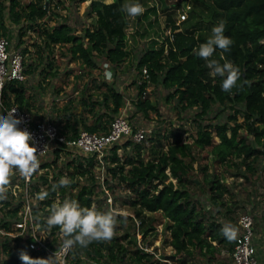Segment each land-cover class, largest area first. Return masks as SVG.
Instances as JSON below:
<instances>
[{
  "label": "trees",
  "instance_id": "1",
  "mask_svg": "<svg viewBox=\"0 0 264 264\" xmlns=\"http://www.w3.org/2000/svg\"><path fill=\"white\" fill-rule=\"evenodd\" d=\"M187 1L190 4L187 11L189 16L179 25L175 24L176 17L170 11L171 6L163 5L162 10L166 14L162 27L153 5L143 4L144 13L130 18L121 11L125 0H114L108 4L92 0L86 14L96 15L95 24L78 32L60 13L58 6L51 5L53 0H26L25 3L22 0H0V34L9 38V25L6 22L9 19L11 25L17 26L16 49L23 55L30 56L26 42L21 40L27 31L36 32L42 39L41 47L47 48L46 59L35 62L30 56V61L23 63L24 80L5 83L3 100L6 106L17 104L30 112L34 120L47 119L67 138L76 136L82 129L98 133L108 131L125 99L114 82H108L106 78L101 83L103 90L100 99L92 98L84 90L78 99L79 106L69 105L64 120L59 116L52 118L45 112H37L35 98L26 85L31 84L35 90L42 87V80L35 74L43 75V80L47 79L49 73L54 71H50L54 65L53 58L49 57L52 47L63 45L72 61L78 60L89 68L96 66L94 55L103 56L112 67L121 69L131 63L139 74L145 67L148 78L138 84L134 102L135 112L142 116L148 117L149 111L159 113L158 106L146 94L143 95L149 83L162 87L164 101H173L176 110L193 111L192 120L196 126L193 141L183 142L181 132L171 131L169 136L163 137L171 138L172 141L164 144L160 138H156L147 157L142 154L143 142L131 139L122 145L116 142L108 148L103 164L95 156L81 154L63 143H52L51 150L39 159V169L29 184L34 221L39 229L46 228L45 240L52 249H56L59 242L63 241L58 227L48 230L46 226L53 204L69 199L77 201L81 207L108 212L99 207L94 192V186L99 182L93 169L105 165L110 174V180H104L107 189L113 191L116 184H120L130 193L124 197V205L136 211H160L167 219L165 230L168 237L164 241L174 249L176 264H187V261L191 264H233L231 251L236 238L228 241L221 234V229L230 225L237 230L238 235L237 210L247 205L240 204L235 198L230 199L227 194H232L231 187L216 174L208 175L205 172L199 182L194 180L193 148L203 150L210 146L216 164L233 163L238 169L244 167L239 175L246 181H253V176L259 177L255 174V164L260 158L264 160V0ZM58 3L63 7L60 0ZM173 7L180 8V3L177 2ZM220 21L226 22L224 34L233 44L226 53L217 49L212 59L220 64L231 62L239 68L240 79L230 93L222 91L223 78L212 76L208 62L194 52L200 44L207 42L211 29ZM167 29L171 30V37L166 34ZM135 40H138L136 43L141 42L135 47L129 45ZM36 47L38 52L40 45ZM135 49H141L140 53L136 55ZM40 62L45 63V66L40 67ZM226 109L233 110L227 116L228 122L203 121L206 117L210 118L214 110L215 115H220ZM135 112L127 118L133 128H136ZM238 118L242 120L238 121ZM240 129H244L245 134ZM151 133L152 130L146 135ZM127 148L129 152L118 154L119 149L126 151ZM65 150H73L81 156L72 155L65 161L62 157ZM49 168L53 171L52 181L48 177ZM203 170L206 171V168ZM18 175H13L10 184L15 182ZM64 175L71 181L70 186L53 191L52 186ZM81 176L87 182L80 184ZM41 190L49 192L44 201L35 199L36 192ZM23 202V192L19 191L15 196L8 187L7 200L0 201L2 229H10L19 219L18 212ZM248 206L252 214L258 208L257 200L248 201ZM254 214L253 232L264 243V213ZM116 217L117 222L124 223L125 217ZM148 230H143L144 237ZM31 238L29 233L19 238L0 233V264H22L19 259L21 250L33 259L47 258L45 253L29 248ZM139 245L135 236L125 231L122 236L113 237L107 242H93L83 249L75 247L69 252L66 263L101 264L102 260L108 259V264H163L154 253Z\"/></svg>",
  "mask_w": 264,
  "mask_h": 264
},
{
  "label": "rangeland",
  "instance_id": "2",
  "mask_svg": "<svg viewBox=\"0 0 264 264\" xmlns=\"http://www.w3.org/2000/svg\"><path fill=\"white\" fill-rule=\"evenodd\" d=\"M59 0H53L54 3L51 5L58 6V10L63 16H66L67 21L74 26L78 32H81L84 27H92L95 24L96 15L87 16V7L92 0H85L80 2L78 0H60L63 3V7H60L58 3ZM101 2L108 4L109 0H100ZM26 0H22V3H25ZM135 0H125L126 3H132ZM140 4L153 5L156 7V11L159 16L160 24L163 27L165 24V14L166 11L162 10L163 5L166 4V7L170 8V11H173V17H176L177 9L173 7L177 2L180 3V0H143V4L141 0H138ZM55 6H53L55 8ZM189 16V12H187ZM132 18V17H130ZM9 25V41L11 50L16 49V43L18 41L16 25H11L9 19L6 20ZM52 24V23H51ZM166 32V31H165ZM22 41H25L27 44V48L30 51V56L35 60V62H39V60L46 59L47 48H43L42 39L38 37L36 32L27 31L25 35L21 38ZM138 40H135L133 43H129V45H133V47L137 46L139 43H136ZM37 46L40 45V49L36 52ZM136 55L140 53V50L135 49ZM39 55V57L37 56ZM133 55V53H132ZM30 56L24 54V62L28 63L30 61ZM49 57L53 58V71L47 79L43 80V75L35 74V77L40 78L42 80L41 88H35L31 84H27L28 90L33 94L35 98V104L37 106V112H45L46 115L56 118L60 117L62 120L65 118V111L69 105L77 107L79 106L78 99L84 93L90 94L92 98L101 97V92L103 88L101 87L102 81L107 79L108 82H114L115 86L118 90H121L124 95V105L122 106V111L125 116L129 119V115L132 112H135L134 102L137 99V90L138 84L143 81L141 74L137 73L134 66H131V63L126 64L128 66L126 68L121 69L120 67H112L105 58L101 55H94V59L96 62V66L94 68H89L78 60L72 61L70 56L65 51V46L63 45H55L52 47V51L50 52ZM131 59L129 60V62ZM41 63V62H40ZM130 65V66H129ZM45 66V63H41L40 67ZM107 68V69H106ZM39 70V68L37 69ZM106 78V79H105ZM145 96L158 106V114H155L152 111L148 112V117H144L139 112H135L136 127H142L150 132L145 136V139L141 142L144 144L143 148V156L147 157L152 144L156 143V138H160V142L166 144L171 142V138H164L163 135L169 136L171 131L181 132L183 142H192L194 136L196 134V126L193 122V111H179L173 108V101L165 102L163 99L164 89L160 86H155L149 83L145 87ZM144 95V94H143ZM233 110L226 109L221 112L220 115H215V110L210 114V118L206 117L203 121L207 122H225L227 121L228 114H231ZM40 116V115H39ZM37 116V117H39ZM44 119V118H43ZM64 120V119H63ZM89 121V118H87ZM242 118H238V121H241ZM228 122V121H227ZM233 124V121H230ZM242 134H245L244 129H240ZM217 141V138H215ZM127 140H122L117 142L118 145H122ZM166 147V145H165ZM211 147L206 146L203 150L193 148L195 157L192 163V170L194 175V180L199 182L203 173L207 172L208 175L216 174L221 181L225 183L227 186L231 187L232 194H227L230 199L235 198L240 204H246L247 206L243 208H239L237 210V218L239 219L240 215L244 213H250V206H248V201L257 200L258 208L254 211L255 213H264V160L260 158L255 164V174L259 177L255 178L253 176L251 182L246 181L240 173L244 171V167L238 169L233 163L227 164H216L213 160V156L210 152ZM129 152V148L124 151L123 149L118 150V154H124ZM72 155L81 156L77 152L73 150H66L62 152V157L64 156L65 161L70 159ZM206 168V171L203 169ZM63 174H65V168L62 169ZM93 174L95 178L98 180L94 186V192L96 194V198L98 200L99 207L106 211H113L116 215H122L125 217L124 223L117 222L115 228L114 237H119L124 234L125 231L131 233L132 236H135L137 239L138 245L142 246L143 249H146L149 252H153L156 258L159 259L163 264L166 261L171 260L173 258V262L171 264H176L175 260V251L174 249L165 243L166 236L168 237V232L165 230V225L168 223L167 219L164 218L163 214L160 211L156 212H148L137 209L140 214H136L137 211L135 208H132L128 205H124V197L130 194L127 190H125L120 184H116L115 188L112 190L107 189L104 184V180H110V174L107 170V167L104 165L95 166L93 169ZM53 175L52 169H48V177L51 179ZM65 176V175H64ZM63 176V177H64ZM68 178V176H65ZM174 180V179H173ZM80 184L87 182L85 178L82 176L79 179ZM262 182L261 184H259ZM101 184V185H100ZM21 188L20 184L18 185V189ZM256 192V193H255ZM19 191L16 190V194L18 195ZM233 195V197H232ZM108 197L111 198V202L108 201ZM229 199V200H230ZM260 202V203H259ZM105 203H113L112 205H106ZM109 206V207H108ZM110 208V209H109ZM244 212V213H243ZM254 212L251 214L254 216ZM242 213V214H241ZM254 214V215H253ZM149 228V230L145 233V237L142 234L143 230ZM3 230L0 227V231ZM43 235L46 234V230ZM143 241V242H142ZM125 242V241H123ZM226 254L225 251H223ZM163 260V261H162ZM171 260V261H172ZM175 261V262H174ZM88 264H91L87 262ZM188 264H191L190 261H187ZM101 264H108L107 260H102Z\"/></svg>",
  "mask_w": 264,
  "mask_h": 264
},
{
  "label": "clouds",
  "instance_id": "3",
  "mask_svg": "<svg viewBox=\"0 0 264 264\" xmlns=\"http://www.w3.org/2000/svg\"><path fill=\"white\" fill-rule=\"evenodd\" d=\"M114 2V0H109ZM121 11L128 17H138L145 11L144 7L135 0L126 3ZM225 21H220L218 25L211 29V35L206 43L200 44L198 49H194L196 56L206 60L207 66L211 69L212 76H219L222 79L221 88L224 92H231L237 87L240 79V70L231 62L220 64L212 59L217 49L222 53L230 50L233 41L225 33ZM223 58V56L221 57ZM16 109L6 115H0V201L7 200L8 186L14 174H19L28 180L39 169V159L37 148L30 146L32 136L27 131H22L18 125L22 122L15 118ZM48 149L44 146L43 153ZM71 181L67 177H62L52 186L55 191L59 187L70 186ZM49 196V192L41 190L35 196L38 201H44ZM50 215L47 217L46 226L48 230L58 227L63 237L60 247V255L67 256L75 247L87 248L93 242H107L115 235L117 217L113 211L99 212L95 208L81 207L75 200L65 199L62 203H55L50 208ZM221 234L228 240L236 238L237 230L225 225L221 229ZM57 253L48 259L31 258L25 251L19 252V259L22 264H56ZM65 264V262H61Z\"/></svg>",
  "mask_w": 264,
  "mask_h": 264
},
{
  "label": "built area",
  "instance_id": "4",
  "mask_svg": "<svg viewBox=\"0 0 264 264\" xmlns=\"http://www.w3.org/2000/svg\"><path fill=\"white\" fill-rule=\"evenodd\" d=\"M181 1L182 0H180V8L177 9L175 21L176 25H179L182 21L187 19V11L190 8V4L187 0H185L184 6H182ZM166 34L171 37V30L167 29ZM23 63V53L20 50H11L9 39L0 34L1 115H6L13 109H16L15 118L22 121L18 125V128L31 134L32 140L30 142V146L37 148V154L39 155L38 159L51 150L52 143H55V145L63 143L69 147L75 148L81 154L83 153L84 155L95 156L98 161L103 164L106 150L114 143L128 139L135 142H141L145 139L147 130L142 127L133 128L122 109H120L119 113L111 121L107 132L98 133L82 129L76 136L67 138L66 135L59 132L58 127L54 123L48 121L47 119L34 120L30 112L21 109L17 104L6 106L3 100L4 85L6 82L11 80L25 79ZM141 76L143 79L148 78V72L145 67H142ZM143 94H145V91ZM45 145H47L48 149L39 154L44 150ZM32 179L33 175L28 180H25L23 177L18 175L15 182L8 186L11 188L15 196L17 195L16 190L22 191L24 194V202L18 212L19 219L12 224L10 229H3L0 233L10 235L12 238H19L24 236L26 233H29L32 237L28 242L30 249L35 250L36 252L45 253L47 255V258L45 259L52 257L56 252L57 256L54 258L55 261L58 264H61V262H65V264H67L66 258L69 253L66 257L59 254L63 241L59 242L56 249H52L46 242L45 235H43L46 228L39 229V225L34 221L30 204L33 197L29 189V184ZM19 184L21 188L18 189ZM37 193L38 191L36 194ZM108 201L111 202L110 197H108ZM238 225L240 232L235 239L233 250L231 251L233 264H259L256 249L253 244V216L250 213L240 215Z\"/></svg>",
  "mask_w": 264,
  "mask_h": 264
},
{
  "label": "crops",
  "instance_id": "5",
  "mask_svg": "<svg viewBox=\"0 0 264 264\" xmlns=\"http://www.w3.org/2000/svg\"><path fill=\"white\" fill-rule=\"evenodd\" d=\"M253 244H254V247L256 249V255L258 257V260H259V263L260 264H263L264 263V243L260 241V238L258 237V235H255L254 234V238H253ZM153 253V252H152ZM223 253V251L221 252ZM230 255V254H229ZM173 258H171L172 260ZM170 262H173V260ZM163 261V260H162ZM169 261H166V263H169L171 264ZM188 264V263H187Z\"/></svg>",
  "mask_w": 264,
  "mask_h": 264
},
{
  "label": "water",
  "instance_id": "6",
  "mask_svg": "<svg viewBox=\"0 0 264 264\" xmlns=\"http://www.w3.org/2000/svg\"><path fill=\"white\" fill-rule=\"evenodd\" d=\"M139 3H140V2H139ZM184 3H185V0H182V1H181L182 6H184Z\"/></svg>",
  "mask_w": 264,
  "mask_h": 264
}]
</instances>
